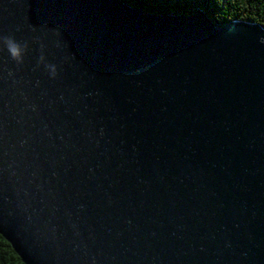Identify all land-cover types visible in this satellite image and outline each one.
<instances>
[{
  "label": "water",
  "instance_id": "obj_1",
  "mask_svg": "<svg viewBox=\"0 0 264 264\" xmlns=\"http://www.w3.org/2000/svg\"><path fill=\"white\" fill-rule=\"evenodd\" d=\"M0 235L25 264H264V25L0 0Z\"/></svg>",
  "mask_w": 264,
  "mask_h": 264
},
{
  "label": "trees",
  "instance_id": "obj_2",
  "mask_svg": "<svg viewBox=\"0 0 264 264\" xmlns=\"http://www.w3.org/2000/svg\"><path fill=\"white\" fill-rule=\"evenodd\" d=\"M150 15L173 14L191 18L199 11L207 14L217 28L236 21L264 25V0H122ZM0 264H25L12 245L0 235Z\"/></svg>",
  "mask_w": 264,
  "mask_h": 264
},
{
  "label": "clouds",
  "instance_id": "obj_3",
  "mask_svg": "<svg viewBox=\"0 0 264 264\" xmlns=\"http://www.w3.org/2000/svg\"><path fill=\"white\" fill-rule=\"evenodd\" d=\"M12 53L14 56H17L19 54L17 49H15V48L12 49Z\"/></svg>",
  "mask_w": 264,
  "mask_h": 264
}]
</instances>
